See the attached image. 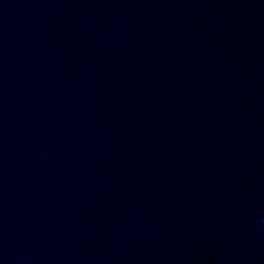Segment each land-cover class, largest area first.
I'll return each mask as SVG.
<instances>
[{
    "label": "water",
    "instance_id": "water-1",
    "mask_svg": "<svg viewBox=\"0 0 264 264\" xmlns=\"http://www.w3.org/2000/svg\"><path fill=\"white\" fill-rule=\"evenodd\" d=\"M258 217L181 0H0V264H264Z\"/></svg>",
    "mask_w": 264,
    "mask_h": 264
},
{
    "label": "clouds",
    "instance_id": "clouds-1",
    "mask_svg": "<svg viewBox=\"0 0 264 264\" xmlns=\"http://www.w3.org/2000/svg\"><path fill=\"white\" fill-rule=\"evenodd\" d=\"M254 223L258 226L257 231L264 234V217H258Z\"/></svg>",
    "mask_w": 264,
    "mask_h": 264
}]
</instances>
